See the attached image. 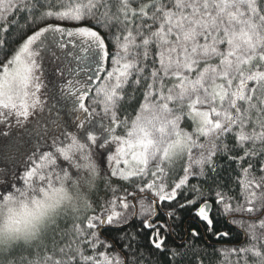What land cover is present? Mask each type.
Instances as JSON below:
<instances>
[{
  "label": "snow or ice",
  "instance_id": "1",
  "mask_svg": "<svg viewBox=\"0 0 264 264\" xmlns=\"http://www.w3.org/2000/svg\"><path fill=\"white\" fill-rule=\"evenodd\" d=\"M38 2L0 0V28L8 32L13 26L26 28L30 23L35 24L37 19L53 18L77 27L48 24L28 36L10 58L6 57L5 62H0V109L8 110L9 115L14 114L18 123L27 122L37 110H43L46 101L39 95L43 86L40 75L47 58L63 64L58 68L59 74L66 77L61 93L66 92L78 101H84L87 85L73 90L80 81L75 79L79 76L78 70L71 65L77 59L92 61L97 64L99 72L109 57V51L105 37L99 31L80 25L83 21L94 20L96 27L110 31L114 22L119 23L122 31L118 29L112 38L118 49L112 55L113 67L107 72L103 84L95 89L93 102L103 106L105 114H110L115 125L120 102L124 99L122 90L132 72L135 71L138 77L143 76L148 83L144 103L131 122L127 138L111 137L120 147L118 155L108 159L119 163L123 157V163L130 165V170L114 171L112 175H119L124 180L133 176L144 178L149 174V162L156 161L159 156L156 170L150 173L157 178L158 173L164 171L160 167L163 162L185 153L189 161L184 168V177L174 183L170 191L166 190L164 183L157 184L155 179L139 186V192L151 190L154 195L148 205L141 200L139 213H133L146 217L143 227L152 230L150 243L153 253L165 257L170 254L173 259L168 264H183L187 252L180 249L193 250L194 246L189 241H196L205 233L216 237L229 235V232L219 231L220 221L212 215V205L203 198L201 188L189 185V176L210 178L205 165H212L211 171L214 172L212 158L218 152L227 155L232 151L227 143H217L231 134L236 140L234 148L242 152L238 159L247 163L240 181L244 203H237L234 207L229 202L230 198L219 190L213 203L223 206L222 214L228 215V223L242 228L246 240L225 250L224 256L227 258L235 253L241 257L243 254L244 264H248V256L251 255L256 258V264H264V0H167V3L152 0L151 4H140L138 9L132 7V0H118L116 13H111V6L105 0H74L64 4L61 10L49 8L34 18ZM102 5L104 11L97 15ZM149 7L152 8L151 14ZM19 14L24 15L23 25L17 18ZM137 15L141 23L133 32L131 18ZM65 36L74 39L65 41ZM69 44L72 49L79 50L78 58L72 55L71 50L64 52ZM0 47H3V41H0ZM153 49L152 66L144 75L148 65L139 66L138 57L142 55L147 61ZM166 80L173 81L172 85L166 86ZM140 83L137 78L135 84ZM79 108L89 112L82 102ZM3 115L0 112V122ZM185 117L194 124L191 133L181 127ZM123 122L127 123L126 120ZM250 124L253 125L251 132L247 131ZM79 129V134L64 133V139L59 142L54 138V152L36 154L33 151L27 157L25 173L20 178L24 187L16 186L15 163H10V158L0 161V193H3L0 201L8 204L30 197L34 216L39 219L66 201L71 202L74 198L72 189L79 196L82 185L93 188L101 177L95 157L101 149L111 151V145L108 137L98 138L84 122L79 124ZM201 136L210 142L207 155L204 154L205 144L199 143ZM193 149L200 150L199 157L195 159ZM60 159L76 171L61 167ZM194 166L197 171L192 170ZM186 188L195 196L177 200ZM172 201H176L180 208L195 209L190 229L174 247L166 243V237L175 233V214L168 210L175 207ZM85 203L90 207L87 199ZM121 207L125 210L129 207L126 199H121ZM216 211L220 214L219 208ZM234 213L241 214V219L237 220ZM121 216L122 213L116 210V200L110 201L99 215L88 218L86 229L76 227L78 243L74 240L75 248L70 247L74 255L66 260H53L52 257L46 260L51 264H77L78 257V264H128L125 258L109 254L108 248L114 245L104 235L120 228L127 219L122 220ZM40 240L41 237H36L34 243ZM83 245L92 250L91 254H85ZM101 246L103 250L97 251ZM15 254L9 264H25L26 257L14 258ZM27 264H34V261H27Z\"/></svg>",
  "mask_w": 264,
  "mask_h": 264
},
{
  "label": "trees",
  "instance_id": "2",
  "mask_svg": "<svg viewBox=\"0 0 264 264\" xmlns=\"http://www.w3.org/2000/svg\"><path fill=\"white\" fill-rule=\"evenodd\" d=\"M68 2H74V0H39L34 18L39 17L42 11L48 10L49 8L53 11L61 10L64 4ZM105 2L111 6V13L117 12L118 0H105ZM164 2L167 3V0H164ZM142 3L151 4L152 0H132V7L138 9ZM103 11L104 7L102 5L97 10V15ZM148 12L151 14V7L148 8ZM17 18L21 25H23L24 15L19 14ZM131 19L132 23L130 27L133 32H135L136 27L141 23V20L138 15ZM145 23H151V21H145ZM48 24H59L60 26L65 27H77L75 24L68 23L66 21H57L53 18L44 21L37 19L35 24L30 23L26 28L22 26H13L12 28H9L8 32H4L3 28H0V41H3V47H0V62H5L6 57L10 58V56L18 50L20 45H22L28 36L34 34L35 31H39L40 28L45 27ZM80 26H91L94 30L99 31L105 37L109 57L108 69L101 81L103 84L107 72L111 71L113 67L111 63L112 55L118 51L112 38L117 34L118 29L122 31V26L119 23L114 22L111 25V30L105 31L102 28L96 27L94 20L83 21ZM154 51L155 49L150 52L147 61L143 60L142 55L138 57L140 60L139 66H143L144 64L148 65V68L145 69L144 75L148 74L152 66ZM192 75L194 76L195 74L193 73ZM137 78L141 80L139 85L135 84V80ZM147 83L148 81H145L143 76L138 77V74L135 71L132 72L128 83L122 90L124 99L120 102L117 122L120 123V121L123 122L125 120L132 119L138 113L141 105L144 103L145 86ZM172 83L173 81L171 80L165 81L166 86H171ZM90 93H92L91 90L88 93V96H90ZM58 96L59 95H57V97ZM74 99L76 98L74 97ZM56 100L58 101H55L56 104L53 105V110L48 118V120L52 121V124L56 126V129L48 132L45 131V135H43L45 137V142H42L41 146L39 143L35 146V151H37L38 154L45 151V143L50 145L49 151L54 152V148L52 147L53 139L55 138L57 142H59V140L64 139V133L76 132L78 129L77 125L81 122L82 117L79 115H82V111L79 108V104H76L75 101L70 98L59 97V99ZM99 122L107 124L106 119L105 121L99 119ZM190 124L194 126L193 122L188 117H185L183 125L185 131H188L186 130L188 128L189 131L194 129L190 127ZM85 126L88 128L90 123H85ZM107 126L109 127V125ZM252 128L253 125H248L247 131L251 132ZM256 130L259 131V129ZM43 136L38 134V138H43ZM199 143L205 144L204 154L207 155L210 143L209 140L201 136L199 138ZM217 143H227L232 151L227 155L218 152L217 155L212 158L215 171H211L212 165H205V170L208 172L210 178L205 179L204 177L190 175L189 185H196L203 190V198L208 199L209 204L213 207L212 215L220 221L218 225L219 231L229 232V235L227 237H216L211 233H205V236H201L198 240L189 241V244L194 246L193 250L180 249L181 251L187 252V255L183 258V264H244L243 254H241V257H237L235 253H232L227 258L224 256L225 250L234 248L229 247L230 245L243 244L245 240L244 236H242L239 231L228 224V215L222 214L223 206L214 204L213 200L215 199L216 191L219 190L226 198H230L229 202L234 207L237 203H244V194L240 181L243 179L242 169L247 167V163L238 159V157L242 155V152L239 149L234 148L236 140L231 134H229L226 138H222L221 141H217ZM4 151L0 155V161L10 158L9 162L15 163L13 174L18 180L16 186H24L23 180L20 178L24 176L25 167H18V164L22 162L20 157L21 153H19V151H13L12 157H10L7 156L9 155L7 151ZM24 153L25 156H28L27 152L24 151ZM231 157H237V159H232ZM188 162L186 153L181 157H176L170 161L163 162L160 164V167H162L164 171L162 174L158 173L157 178H153L150 175L151 171L156 170V166H148L149 174L144 178L133 176L124 180L121 178H114L112 174H107L106 177L102 178L101 183H96L92 194L87 197L90 207H86L82 211H74L71 208L63 211L57 217L56 224L42 236L40 241L36 242L32 247H22L18 249L14 258H18L20 255H23L26 257L25 264H27V261H39V264H51V261L46 260L47 257H52L53 260H66L70 255H74V253L70 251V247L72 249L75 248L73 241L75 240L78 243L75 231L76 227L79 226L86 229L88 218L90 216L99 215L109 206L110 201L115 199L116 210L124 212L123 217H127V219L122 224V228L112 229L104 234L114 245V247L108 248L109 254L114 256L119 255L125 258L128 264H133L134 261L135 264H168V261L173 259L170 254L165 257L162 254L153 253L152 245L150 243L152 230L143 227L146 217L139 216L132 222L134 216L133 213H135L133 200L140 197L137 201V206H139V202L141 200L151 203L152 199H154L152 191L147 190L141 193L139 192V186L152 182L154 179L157 184L164 183L166 190H171L174 183L179 182V180L184 177V168L188 165ZM58 163L59 165L65 166L66 169L71 168L70 165L62 159L58 160ZM193 169L194 171L198 170L195 166ZM252 171L255 172V169ZM161 176L162 179L160 178ZM185 196H195V193L189 188H186L183 190L182 196L178 195L177 200H182ZM121 199H126V202L129 205L127 210L121 207ZM171 203L175 205V207L169 208L168 210L173 211L175 214V233L172 236L166 237V243H168L170 247H174L181 242V238L184 236L185 231L190 229L195 215V209L192 208V210H188L187 208H180L176 201H172ZM217 208L220 209V214L217 213ZM233 215L238 217L241 216V214L238 213H234ZM245 216L247 215L245 214ZM246 226L247 225H245V227ZM224 245L226 246L224 247ZM82 247L84 248L86 255L91 254L92 250L88 248L87 245H83ZM61 249H64V251L62 252ZM102 250V246L97 249V251ZM78 259L79 258L77 257V264ZM248 264H256V258L249 255Z\"/></svg>",
  "mask_w": 264,
  "mask_h": 264
},
{
  "label": "rangeland",
  "instance_id": "3",
  "mask_svg": "<svg viewBox=\"0 0 264 264\" xmlns=\"http://www.w3.org/2000/svg\"><path fill=\"white\" fill-rule=\"evenodd\" d=\"M60 26L59 24H56ZM65 27V26H61ZM68 28H74V26H68ZM65 41L72 40L74 38L71 37H63ZM39 43V41L37 42ZM71 50L72 55L76 56L77 58L80 56V52L78 49H72L71 44H69L68 48L64 50V52H68ZM50 57V54H49ZM71 59V57H69ZM79 61L74 60L72 63V67L77 69L79 72V76L75 77V79L79 80V84H75L74 89H81L83 85H87L88 92L85 94L86 99L84 101H78L77 99H74L73 96L67 95V93H61L59 89L63 87L64 80L66 77L61 76L59 74L58 68L63 67V64L60 61H56L54 58H47L43 62V68L40 75V83L43 85L40 89V97L42 100L46 101V103L43 105V110L39 111L37 110L34 115L30 116L27 122L18 123L17 117L12 114H8V110L6 109H0V112H3L4 115L2 117V122H0V155L7 151V153L12 157L13 151H19L21 153L20 157L22 159V162L18 164L19 168L25 167L27 164V157L32 154L33 151H35V146H37V143L39 145H42V142H45V131H52L56 129V126L52 124V121H49L48 118L50 116V113L53 110V105L56 104L55 101H58L56 99H59V97L64 98H70L71 100H74L76 104L84 103L85 106L89 109L88 113L83 112L81 116V122L84 123H90V126L88 127L91 129L100 139H104V137L109 138V143L111 145V151H105L104 149L100 150V153H104L101 155L100 153H97L95 159L97 160L98 167L100 169L101 177L97 179L96 183H101L102 178L106 177L107 174H112V172L117 171H129L130 165H125L123 163V157H120V162L117 163L115 160H109L108 157L111 156H117L118 155V148L120 145H118L116 142L111 140L112 136H120L122 138H127V132L130 130L131 122L135 118V116L132 119L126 120L127 123L120 121L115 122V125L113 124L110 114L106 115L103 106L98 105L93 102V97L95 96V89L102 84V79L108 69V59L104 63V67L98 72L97 71V64H95L92 61ZM67 70L65 69V72ZM90 78V79H89ZM90 96H88V93L90 92ZM57 95H59L57 97ZM140 110V109H139ZM99 119L104 122H99ZM184 120L181 122V127L184 126ZM191 120V119H190ZM80 122V123H81ZM109 125V127L107 126ZM78 129L75 133L79 134L80 129L79 125ZM106 127V128H105ZM190 127L194 128L192 124H190ZM188 132H192L193 130L189 131V128L186 129ZM7 133V135H5ZM110 133V134H109ZM38 134L43 136V138H38ZM50 145L48 143H45V151H49ZM39 149V148H38ZM25 152L28 153V156H25ZM11 152V155H10ZM36 154H38L37 151H35ZM14 155V154H13ZM200 150L199 149H193V159L199 157ZM16 157V156H15ZM24 157V159H23ZM129 160H131V157H128ZM160 160V157H157L156 161H150L149 166H157V161ZM63 168H66L65 166L60 165ZM70 172H75L76 170L73 168L68 169ZM194 171V169H192ZM105 174V175H104ZM113 176V175H112ZM114 178H120L119 175L113 176ZM94 185V186H95ZM24 187V186H21ZM94 190V187L91 188L90 191L86 193L87 197L92 194ZM14 191V189H13ZM170 191V190H168ZM3 193H0L2 195ZM141 202V201H140ZM140 202H139V210H140ZM145 205H148L150 203L144 202ZM122 216L121 219L123 220V213L121 212ZM107 215V213H105ZM16 256V254H15Z\"/></svg>",
  "mask_w": 264,
  "mask_h": 264
},
{
  "label": "clouds",
  "instance_id": "4",
  "mask_svg": "<svg viewBox=\"0 0 264 264\" xmlns=\"http://www.w3.org/2000/svg\"><path fill=\"white\" fill-rule=\"evenodd\" d=\"M90 190L82 185L81 194L77 196L76 190L72 189L74 198L71 202L66 201L60 208L39 219L34 216L35 209L30 197L8 204L0 201V264H9L18 249L32 247L35 238H42L63 211L69 208L74 211L85 209L86 193ZM34 264H39V261H34Z\"/></svg>",
  "mask_w": 264,
  "mask_h": 264
},
{
  "label": "flooded vegetation",
  "instance_id": "5",
  "mask_svg": "<svg viewBox=\"0 0 264 264\" xmlns=\"http://www.w3.org/2000/svg\"><path fill=\"white\" fill-rule=\"evenodd\" d=\"M244 218L245 219H247L248 217L247 216H244ZM236 219L237 220H239V219H241V216H236ZM228 221H229V218H228ZM229 224V223H228ZM230 226H232L234 229H236L237 231H239L240 232V234L242 235V236H244V240H246V237H245V235L243 234V229L242 228H240V227H237L235 224H229ZM204 236H205V234H204ZM216 246H219V245H216ZM226 245H224V247H225ZM229 246V245H228ZM237 245H230L229 247H236Z\"/></svg>",
  "mask_w": 264,
  "mask_h": 264
},
{
  "label": "water",
  "instance_id": "6",
  "mask_svg": "<svg viewBox=\"0 0 264 264\" xmlns=\"http://www.w3.org/2000/svg\"><path fill=\"white\" fill-rule=\"evenodd\" d=\"M136 201H137V198H135V199L133 200V203H134V205H135V213H139V209H138V207H137V205H136ZM138 216H139V215H134V217H133V219H132V222L135 221V220L138 218ZM122 227H123V226H122ZM122 227H120V228H122Z\"/></svg>",
  "mask_w": 264,
  "mask_h": 264
}]
</instances>
